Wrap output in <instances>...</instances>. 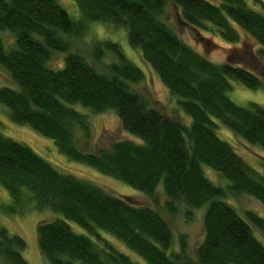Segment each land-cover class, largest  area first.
I'll return each mask as SVG.
<instances>
[{
	"label": "trees",
	"instance_id": "16d2710c",
	"mask_svg": "<svg viewBox=\"0 0 264 264\" xmlns=\"http://www.w3.org/2000/svg\"><path fill=\"white\" fill-rule=\"evenodd\" d=\"M75 18L58 0H0V31L14 37L8 48L0 34V64L19 88L0 86V103L11 119L52 138L60 152L91 165L159 201L163 182L167 209L179 204L192 210L206 206L204 236L190 251L187 234L178 250L170 221L158 210L131 197L59 170L50 161L0 131V184L12 203L0 200V211L15 214L28 204L51 209L63 217L37 225L39 250L50 264H138L104 236L103 229L149 264H264V217L253 209L240 215L226 199L248 194L264 204V175L252 167L216 132L220 120L248 143L264 150V105L237 104L229 96L231 80L256 89L264 85V0H75ZM170 2L182 20L195 29L204 45L221 37L226 59H209L163 20ZM259 6V7H258ZM91 22L127 29L131 46L154 70L178 103L192 117L190 125L156 108L130 83L145 72L112 39L92 45L96 59L107 51L115 61L99 70L82 53L69 51L70 38L85 34ZM220 47V46H219ZM56 52H66L65 64L52 68ZM172 95V96H173ZM116 109L120 126L142 140H116L109 148L84 151L74 135L78 127L87 139L95 134L89 115ZM203 164L229 179L216 185ZM70 221L87 233L77 232ZM26 239L0 226L4 264H30L23 254Z\"/></svg>",
	"mask_w": 264,
	"mask_h": 264
},
{
	"label": "rangeland",
	"instance_id": "374dc122",
	"mask_svg": "<svg viewBox=\"0 0 264 264\" xmlns=\"http://www.w3.org/2000/svg\"><path fill=\"white\" fill-rule=\"evenodd\" d=\"M58 1L75 18L81 16L75 0ZM249 1L253 3L254 0ZM178 11L177 6H175L173 2H170L163 15V20L169 23L184 40L196 46V48L202 51L209 59L216 62L224 61L226 56H224L222 48L231 47L232 43L223 40L219 36L213 38L218 45L212 42L207 45L200 43L199 41L202 40L199 38L196 39L195 29L182 20ZM0 34L5 41V45L10 48V45L14 43V37L10 34V30H2ZM103 39H112L119 42L127 57L145 72L146 76L144 80L137 83H130L133 90L149 98L156 108L162 110L166 114L180 120L185 125L191 124L192 117L179 105V97L173 95L169 91L159 75L143 60L139 50L131 46L126 28L115 27L101 22H91L84 35L70 38L72 43L69 51L82 53L99 70L107 71L108 65L116 60L114 55L107 51L101 58L96 59L92 51L93 43ZM66 54V52H56L49 65L55 69L61 68L65 64ZM231 82L232 89L229 91V96L237 104L248 105L251 102H256L264 105V85L252 89L239 81L231 80ZM0 86L19 88L2 64H0ZM72 106L88 114L93 126L95 136L92 139H87L78 127L73 128L74 135L78 140V145L84 151L95 152L100 148H109L116 140L125 138L142 140L140 137L127 133L121 128L118 113L114 108L102 113H91L88 108L81 104H72ZM214 120L218 125L216 132L219 137L231 143L246 162L264 175L263 148L260 145L248 143L241 136L235 134L231 129L226 127L220 120ZM0 131L21 143L27 144L62 172L72 173L82 179L90 180L103 186L112 194L131 197L139 204H147L158 210L170 221L174 230L176 240L172 247L173 250H178V238L181 234L188 235L192 254L196 246L203 239V214L206 206L192 210L191 218L187 217V206L184 202L179 204L177 211L171 213L166 206L167 198L164 193L163 182L158 186L159 201L155 203L150 196L125 183L121 179L105 174L91 165L69 158L60 152L52 138L39 134L27 124L13 121L10 116L9 107L3 103H0ZM203 169L207 177L216 185L227 186L229 184L228 178L220 175L208 165L203 164ZM0 200L4 203H12V197L9 191L1 184ZM226 200L231 203L242 216L244 215V210L253 209L264 217V204L248 194L243 193L235 197L230 196ZM26 206L24 211L15 214L0 211V226H4L11 233L19 234L26 239L27 247L23 251V254L30 264H50L39 250L37 225L41 220L52 221L63 217V215L51 209L37 210L36 208L30 207L28 204ZM70 223L77 232L87 233V231L77 223L73 221H70ZM100 232L108 239L112 240L118 248L128 253L138 264H149L141 255L130 249L124 242L117 239L111 233L103 229H100ZM255 234L264 243V238L260 232L255 230ZM0 264H4V259L1 255Z\"/></svg>",
	"mask_w": 264,
	"mask_h": 264
}]
</instances>
